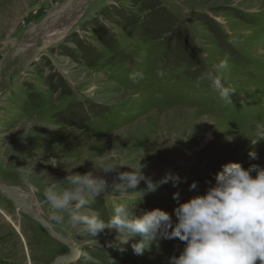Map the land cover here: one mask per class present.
<instances>
[{
	"label": "rangeland",
	"instance_id": "obj_1",
	"mask_svg": "<svg viewBox=\"0 0 264 264\" xmlns=\"http://www.w3.org/2000/svg\"><path fill=\"white\" fill-rule=\"evenodd\" d=\"M209 74L234 90L230 101ZM257 123L264 0H0V180L29 191L30 206L73 242L76 258L61 264H168L184 245L158 238L137 255L139 237L121 252L108 246L115 230L93 238L83 225L56 224L43 197L51 183L67 188V175L91 173L106 188L83 213L107 221L118 205L130 217L159 208L175 221L178 203L204 194L223 164L264 168V141L250 142ZM101 158L114 170L104 172ZM138 161L153 181L170 170L186 182L118 191ZM68 251L0 191V264H51Z\"/></svg>",
	"mask_w": 264,
	"mask_h": 264
},
{
	"label": "clouds",
	"instance_id": "obj_2",
	"mask_svg": "<svg viewBox=\"0 0 264 264\" xmlns=\"http://www.w3.org/2000/svg\"><path fill=\"white\" fill-rule=\"evenodd\" d=\"M214 67L222 70L227 67V61L222 60ZM209 78L220 98L230 101L234 90L226 87L218 76L209 74ZM262 141L264 124L257 123L250 142L255 146ZM248 155L253 160L258 158L255 150ZM98 166L104 172L114 170L113 163L106 158H101ZM143 167L138 161L132 171L121 173L119 180L125 187L117 190H135L143 181L147 192H155L169 182L177 188L181 182H186V178L170 170L159 181H153L143 174ZM31 172L32 168L28 169V173ZM214 179L215 183L209 182L204 194L178 203L173 210L175 221L159 208L140 217H130L125 206L118 205L107 221L98 213H83L81 209L89 199L98 197L106 188V180L95 178L91 173L67 175L65 182L70 187L63 189L59 188L60 182L54 181L43 190V197L49 205L51 221L67 224L71 229L83 225L85 233L93 238L105 229L115 230L117 243L109 242L108 246L121 252L126 251L124 246L136 237L139 240L131 243V248L137 255H142L158 238H178L183 242V249L178 256L169 257L168 264H264V168L250 164L245 169L239 162H228L221 166ZM197 187L198 182L193 181L189 191ZM173 199L179 202V191L173 193Z\"/></svg>",
	"mask_w": 264,
	"mask_h": 264
},
{
	"label": "water",
	"instance_id": "obj_3",
	"mask_svg": "<svg viewBox=\"0 0 264 264\" xmlns=\"http://www.w3.org/2000/svg\"><path fill=\"white\" fill-rule=\"evenodd\" d=\"M0 191L7 194L8 198L24 213H27L29 217L37 221L41 226L46 228V230L55 238L60 241L64 245L68 247V253L57 256L51 264H61L63 262L71 261L77 256V248L71 242L70 239L61 235L59 232L55 230V228L40 214L36 213L31 209V207L26 204L22 199H20L13 188L7 183L0 180ZM27 193L32 197L31 193L27 191Z\"/></svg>",
	"mask_w": 264,
	"mask_h": 264
},
{
	"label": "bare ground",
	"instance_id": "obj_4",
	"mask_svg": "<svg viewBox=\"0 0 264 264\" xmlns=\"http://www.w3.org/2000/svg\"><path fill=\"white\" fill-rule=\"evenodd\" d=\"M68 24H65L64 23V25H62V26H60L58 29H55V31H56V37L57 38H60L61 37V35H62V33H63V30H64V28H66V26H67ZM52 40H53V38H52ZM51 39H47V40H45V43H49V41L51 42L52 41ZM211 135V129L207 132V137H209ZM12 188H13V190L15 191V193L17 194V196L20 198V199H22L26 204H28L29 206L31 205V203H32V197L27 193V192H25V191H23V190H20V189H18V188H16V187H13V186H11ZM2 192V191H1ZM3 193V192H2ZM4 195L8 198V196H7V194H5L4 193ZM31 207V206H30ZM31 209L33 210V211H35V209H33L32 207H31ZM36 213H38L37 211H35ZM27 214V213H26ZM39 214V213H38ZM28 215V214H27ZM29 216V215H28ZM43 227V226H42ZM45 230H46V228H44ZM47 231V230H46ZM48 232V231H47ZM49 233V232H48ZM50 234V233H49ZM51 235V234H50ZM52 236V235H51ZM53 237V236H52ZM72 242V241H71ZM73 243V242H72Z\"/></svg>",
	"mask_w": 264,
	"mask_h": 264
}]
</instances>
